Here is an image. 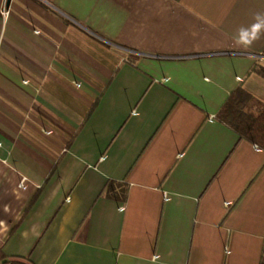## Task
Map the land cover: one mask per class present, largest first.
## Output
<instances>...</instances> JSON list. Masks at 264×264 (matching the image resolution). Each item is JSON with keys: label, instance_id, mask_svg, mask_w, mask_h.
Wrapping results in <instances>:
<instances>
[{"label": "crops", "instance_id": "1", "mask_svg": "<svg viewBox=\"0 0 264 264\" xmlns=\"http://www.w3.org/2000/svg\"><path fill=\"white\" fill-rule=\"evenodd\" d=\"M8 4L0 264H261L264 149L217 115L264 102V0Z\"/></svg>", "mask_w": 264, "mask_h": 264}, {"label": "trees", "instance_id": "2", "mask_svg": "<svg viewBox=\"0 0 264 264\" xmlns=\"http://www.w3.org/2000/svg\"><path fill=\"white\" fill-rule=\"evenodd\" d=\"M253 72L264 77V66H255ZM217 116L241 137L264 149V102L256 99L245 88L238 87ZM261 264H264V251Z\"/></svg>", "mask_w": 264, "mask_h": 264}, {"label": "clouds", "instance_id": "3", "mask_svg": "<svg viewBox=\"0 0 264 264\" xmlns=\"http://www.w3.org/2000/svg\"><path fill=\"white\" fill-rule=\"evenodd\" d=\"M253 21L249 26H241L237 29L234 38L237 46L245 49L251 48L264 35V11L255 12L253 14Z\"/></svg>", "mask_w": 264, "mask_h": 264}, {"label": "built area", "instance_id": "4", "mask_svg": "<svg viewBox=\"0 0 264 264\" xmlns=\"http://www.w3.org/2000/svg\"><path fill=\"white\" fill-rule=\"evenodd\" d=\"M0 13H1V16L3 17V20L4 21H7L10 13H11V10H10V7H9V4H8V0H3V5H2V8L0 10ZM258 146V145H256ZM4 264H16L13 260H7Z\"/></svg>", "mask_w": 264, "mask_h": 264}]
</instances>
